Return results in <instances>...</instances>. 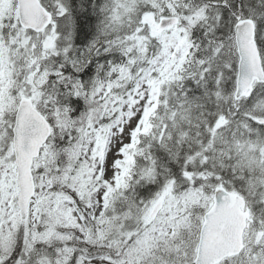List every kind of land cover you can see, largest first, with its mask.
<instances>
[{"label": "snow or ice", "instance_id": "6c2138e0", "mask_svg": "<svg viewBox=\"0 0 264 264\" xmlns=\"http://www.w3.org/2000/svg\"><path fill=\"white\" fill-rule=\"evenodd\" d=\"M0 264H264V0H0Z\"/></svg>", "mask_w": 264, "mask_h": 264}]
</instances>
